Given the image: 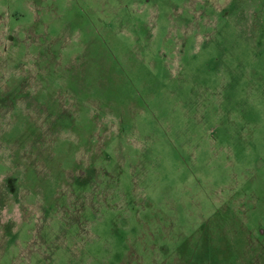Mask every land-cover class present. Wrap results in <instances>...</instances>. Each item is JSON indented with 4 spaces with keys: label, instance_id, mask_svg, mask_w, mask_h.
<instances>
[{
    "label": "rangeland",
    "instance_id": "obj_1",
    "mask_svg": "<svg viewBox=\"0 0 264 264\" xmlns=\"http://www.w3.org/2000/svg\"><path fill=\"white\" fill-rule=\"evenodd\" d=\"M0 264H264V0H0Z\"/></svg>",
    "mask_w": 264,
    "mask_h": 264
}]
</instances>
